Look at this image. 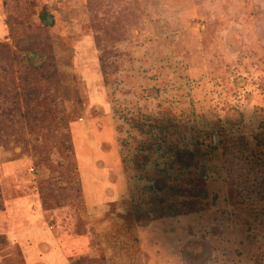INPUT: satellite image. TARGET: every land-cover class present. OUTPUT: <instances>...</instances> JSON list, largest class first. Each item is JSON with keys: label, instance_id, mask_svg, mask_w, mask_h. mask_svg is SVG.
I'll use <instances>...</instances> for the list:
<instances>
[{"label": "rangeland", "instance_id": "374dc122", "mask_svg": "<svg viewBox=\"0 0 264 264\" xmlns=\"http://www.w3.org/2000/svg\"><path fill=\"white\" fill-rule=\"evenodd\" d=\"M9 225L58 264H264V0H0V264H23Z\"/></svg>", "mask_w": 264, "mask_h": 264}, {"label": "crops", "instance_id": "0c3cea01", "mask_svg": "<svg viewBox=\"0 0 264 264\" xmlns=\"http://www.w3.org/2000/svg\"><path fill=\"white\" fill-rule=\"evenodd\" d=\"M6 228H7V233H5V235L9 240V242H12L11 246L18 247L20 251L23 252V257H24L23 264H58L56 261L57 258L59 262L64 263L66 257L63 251L60 249V245L58 241H56V239L42 238L40 239L38 246L36 245L37 249L36 247L33 249L24 248L22 246H19L18 240L16 238L17 235L15 234L16 232H14L12 226L9 225ZM33 252L36 253V255H34ZM58 254H61V256L59 257Z\"/></svg>", "mask_w": 264, "mask_h": 264}, {"label": "built area", "instance_id": "2783aa9c", "mask_svg": "<svg viewBox=\"0 0 264 264\" xmlns=\"http://www.w3.org/2000/svg\"><path fill=\"white\" fill-rule=\"evenodd\" d=\"M209 143H210L211 145H216V144L218 143V140H217V138H216L215 136H213V137H211V138L209 139Z\"/></svg>", "mask_w": 264, "mask_h": 264}, {"label": "trees", "instance_id": "16d2710c", "mask_svg": "<svg viewBox=\"0 0 264 264\" xmlns=\"http://www.w3.org/2000/svg\"><path fill=\"white\" fill-rule=\"evenodd\" d=\"M47 15H48V14H47ZM42 19H43V21H44L47 25H50L49 18H48V17H45V14H42Z\"/></svg>", "mask_w": 264, "mask_h": 264}]
</instances>
